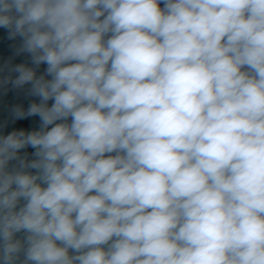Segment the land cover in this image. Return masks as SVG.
<instances>
[{"label": "clouds", "instance_id": "clouds-1", "mask_svg": "<svg viewBox=\"0 0 264 264\" xmlns=\"http://www.w3.org/2000/svg\"><path fill=\"white\" fill-rule=\"evenodd\" d=\"M0 264H264V0H0Z\"/></svg>", "mask_w": 264, "mask_h": 264}, {"label": "water", "instance_id": "water-1", "mask_svg": "<svg viewBox=\"0 0 264 264\" xmlns=\"http://www.w3.org/2000/svg\"><path fill=\"white\" fill-rule=\"evenodd\" d=\"M0 51L7 53V41L0 39Z\"/></svg>", "mask_w": 264, "mask_h": 264}]
</instances>
